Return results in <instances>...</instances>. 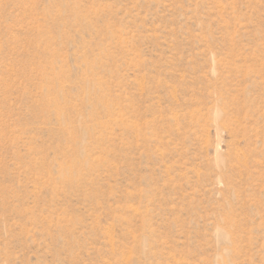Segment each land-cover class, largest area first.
Returning <instances> with one entry per match:
<instances>
[{
	"label": "rangeland",
	"instance_id": "1",
	"mask_svg": "<svg viewBox=\"0 0 264 264\" xmlns=\"http://www.w3.org/2000/svg\"><path fill=\"white\" fill-rule=\"evenodd\" d=\"M0 264H264V0H0Z\"/></svg>",
	"mask_w": 264,
	"mask_h": 264
}]
</instances>
